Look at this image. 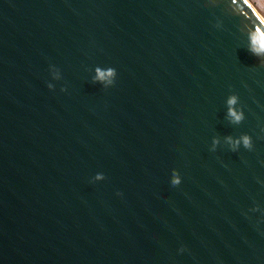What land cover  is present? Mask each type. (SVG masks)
<instances>
[{"label":"water","instance_id":"1","mask_svg":"<svg viewBox=\"0 0 264 264\" xmlns=\"http://www.w3.org/2000/svg\"><path fill=\"white\" fill-rule=\"evenodd\" d=\"M257 30L245 0H0V264H264Z\"/></svg>","mask_w":264,"mask_h":264},{"label":"clouds","instance_id":"2","mask_svg":"<svg viewBox=\"0 0 264 264\" xmlns=\"http://www.w3.org/2000/svg\"><path fill=\"white\" fill-rule=\"evenodd\" d=\"M262 45H264V31H260V30H257L253 37H252V51L256 54V55H261V54H264V47H262ZM98 71V79L104 81H108V83H112V80H111V77H113L115 75V72L114 70H108L107 72H100L99 70ZM49 89L52 88V85L49 84L48 85ZM236 102V99L235 97H232L229 99L228 103L231 105V104H234ZM230 115H233L234 118L238 121L241 117H235V114L231 112L230 110ZM244 144H245V147H251L249 141H248V138L247 137H244ZM215 144V141L213 142ZM233 150H235V148H233ZM176 174L174 173V176ZM101 177L98 176L97 179H100ZM172 184L173 186H178L180 184V180L178 178H175L173 179L172 181Z\"/></svg>","mask_w":264,"mask_h":264},{"label":"rangeland","instance_id":"3","mask_svg":"<svg viewBox=\"0 0 264 264\" xmlns=\"http://www.w3.org/2000/svg\"><path fill=\"white\" fill-rule=\"evenodd\" d=\"M264 21V0H247Z\"/></svg>","mask_w":264,"mask_h":264},{"label":"bare ground","instance_id":"4","mask_svg":"<svg viewBox=\"0 0 264 264\" xmlns=\"http://www.w3.org/2000/svg\"><path fill=\"white\" fill-rule=\"evenodd\" d=\"M245 2L247 3V5L252 9V11L255 13V15L260 19L261 22L264 23V21L262 20V18L260 17V15L256 12V10L251 6V4H249V2L247 0H245Z\"/></svg>","mask_w":264,"mask_h":264}]
</instances>
